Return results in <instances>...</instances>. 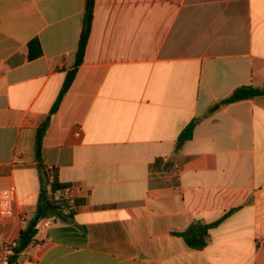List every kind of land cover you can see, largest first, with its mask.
Listing matches in <instances>:
<instances>
[{
    "label": "crops",
    "instance_id": "crops-1",
    "mask_svg": "<svg viewBox=\"0 0 264 264\" xmlns=\"http://www.w3.org/2000/svg\"><path fill=\"white\" fill-rule=\"evenodd\" d=\"M86 10L0 0V191L16 189L23 228L45 189L59 207L11 264H264V95L211 111L264 88V0H96L51 115ZM216 222L203 249L181 236Z\"/></svg>",
    "mask_w": 264,
    "mask_h": 264
},
{
    "label": "trees",
    "instance_id": "trees-1",
    "mask_svg": "<svg viewBox=\"0 0 264 264\" xmlns=\"http://www.w3.org/2000/svg\"><path fill=\"white\" fill-rule=\"evenodd\" d=\"M95 4L96 0H87V10L86 15L84 18V26L83 31L81 34L79 47L76 52V60H75V67L72 71H70L66 77L65 83L59 95V98L52 109L51 115L54 114L64 97L67 91L70 89L77 70L80 65H82L84 61V56L86 53L88 41L90 39V35L92 32V23L94 18V11H95ZM264 95V88H257L253 86H242L237 88L231 96L222 100L219 104L214 106L211 111L218 109L221 105H228L232 103H236L239 101L252 99L256 96ZM51 116L45 121L38 129L37 133V159L39 167L43 169L44 173L46 174V168L43 164L42 158V146H43V138L48 128ZM199 119H195L186 127V129L180 135L179 141L184 142L188 139H191L193 136V131L196 125L198 124ZM59 185L53 184L52 189L57 190ZM59 207L56 206L52 201L48 199L46 189L42 192L40 196V200L38 203V210L35 216L28 222L27 226L23 228L22 221H19L13 231V235L19 238L20 245L18 248V254L26 251L32 244L36 241V236L39 232V224L41 220L48 217L49 213L58 211ZM219 222L212 223V224H199L194 228L188 230L181 234L182 237L185 238L188 245L194 249H203L208 244V234L209 230L215 227Z\"/></svg>",
    "mask_w": 264,
    "mask_h": 264
},
{
    "label": "built area",
    "instance_id": "built-area-1",
    "mask_svg": "<svg viewBox=\"0 0 264 264\" xmlns=\"http://www.w3.org/2000/svg\"><path fill=\"white\" fill-rule=\"evenodd\" d=\"M81 188L78 186H68L58 192L60 197H65L71 205H74L76 198L79 196ZM18 203L16 189L7 188L0 191V264H11L13 258L18 254L20 245L19 238L13 235V231L9 233L3 231V227L9 222L20 221L16 214V205ZM264 241L263 237L258 238V243ZM27 264H37V261H31Z\"/></svg>",
    "mask_w": 264,
    "mask_h": 264
}]
</instances>
